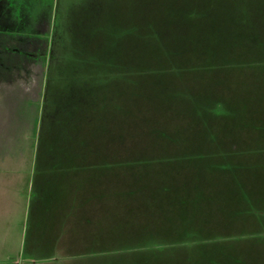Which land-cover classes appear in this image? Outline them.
<instances>
[{"label":"rangeland","instance_id":"1","mask_svg":"<svg viewBox=\"0 0 264 264\" xmlns=\"http://www.w3.org/2000/svg\"><path fill=\"white\" fill-rule=\"evenodd\" d=\"M123 1L71 9L10 113L62 264H264V27Z\"/></svg>","mask_w":264,"mask_h":264},{"label":"crops","instance_id":"2","mask_svg":"<svg viewBox=\"0 0 264 264\" xmlns=\"http://www.w3.org/2000/svg\"><path fill=\"white\" fill-rule=\"evenodd\" d=\"M169 1L180 9L172 17L182 26L264 27V0ZM124 4L104 0L106 8ZM91 6L95 0H0V264H14L20 257L21 264H62L59 236L49 234L45 225L57 220L48 213L44 197L33 199L32 171L25 163L16 167L10 150V113L21 110L25 95L35 91L41 79L37 64L41 70L44 61L35 59L32 67L31 57L46 55L53 27H66L71 9L77 11L70 23L79 24L83 10ZM122 11L106 14L110 27L128 23Z\"/></svg>","mask_w":264,"mask_h":264}]
</instances>
